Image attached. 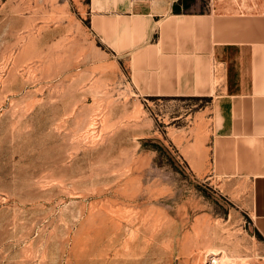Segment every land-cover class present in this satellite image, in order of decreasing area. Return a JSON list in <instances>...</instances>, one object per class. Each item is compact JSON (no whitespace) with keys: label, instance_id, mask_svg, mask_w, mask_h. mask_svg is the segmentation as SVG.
<instances>
[{"label":"rangeland","instance_id":"374dc122","mask_svg":"<svg viewBox=\"0 0 264 264\" xmlns=\"http://www.w3.org/2000/svg\"><path fill=\"white\" fill-rule=\"evenodd\" d=\"M88 1L0 0V264H206L212 247L264 264L218 101L137 94L153 64L113 54Z\"/></svg>","mask_w":264,"mask_h":264},{"label":"crops","instance_id":"0c3cea01","mask_svg":"<svg viewBox=\"0 0 264 264\" xmlns=\"http://www.w3.org/2000/svg\"><path fill=\"white\" fill-rule=\"evenodd\" d=\"M185 3L89 0L78 9L113 54L153 64L140 70L137 94L218 101L223 175L248 182L246 213L264 240V0H212L203 11Z\"/></svg>","mask_w":264,"mask_h":264},{"label":"bare ground","instance_id":"6f19581e","mask_svg":"<svg viewBox=\"0 0 264 264\" xmlns=\"http://www.w3.org/2000/svg\"><path fill=\"white\" fill-rule=\"evenodd\" d=\"M206 264H239L238 260L223 254L216 248H209L206 251Z\"/></svg>","mask_w":264,"mask_h":264}]
</instances>
